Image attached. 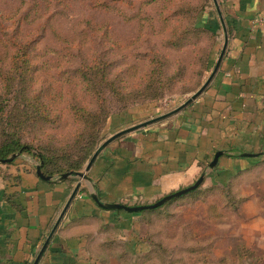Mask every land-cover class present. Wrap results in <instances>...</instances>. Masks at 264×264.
Segmentation results:
<instances>
[{"label":"rangeland","instance_id":"1","mask_svg":"<svg viewBox=\"0 0 264 264\" xmlns=\"http://www.w3.org/2000/svg\"><path fill=\"white\" fill-rule=\"evenodd\" d=\"M214 4L0 0V144L19 125L21 139L53 156L78 128L97 130L86 113L99 112L97 149L149 110L177 108L210 73L215 39L200 18ZM252 153L246 166L221 162L197 189L141 211L147 249L131 262L264 264V151Z\"/></svg>","mask_w":264,"mask_h":264},{"label":"crops","instance_id":"2","mask_svg":"<svg viewBox=\"0 0 264 264\" xmlns=\"http://www.w3.org/2000/svg\"><path fill=\"white\" fill-rule=\"evenodd\" d=\"M262 17L264 0H217L206 9L201 25L215 34L209 75L228 38L208 87L178 113L114 139L93 163L90 180L43 179L37 159L28 154L0 163V264H33L79 181L37 264H133L132 257L147 249L138 234L142 214L103 208L94 192L103 202L150 204L203 173H218L221 162L246 166L249 157L236 152H263L264 24L257 21ZM165 111L145 115L151 119ZM219 150L225 154L212 170Z\"/></svg>","mask_w":264,"mask_h":264},{"label":"water","instance_id":"3","mask_svg":"<svg viewBox=\"0 0 264 264\" xmlns=\"http://www.w3.org/2000/svg\"><path fill=\"white\" fill-rule=\"evenodd\" d=\"M215 3L217 4V0H215ZM227 44H228V38H226L225 44L222 48V51L219 55V58L217 60V63L214 67V69L212 70L211 74L209 75V77L207 78V80L204 82V84L200 87V89H198L190 98H188L183 104H181L180 106H178L177 108L163 113L160 116L145 120L143 122H140L138 124H135L133 126H130L128 128L122 129L118 132H116L114 135L110 136L108 139H106L102 144H100V146H98V148L95 150V152L93 153V155L91 156V158L89 159V161L86 164V167L84 169V171H71V172H66L63 173L60 178L64 179L67 178L69 176H76L78 178H80L81 180H90V176L88 175V172L90 171L93 163L95 162L96 158L99 156V154L101 153V151L107 147L114 139L118 138L119 136L126 134L130 131H133L135 129L141 128V127H145L149 124H152L154 122H157L161 119L167 118L175 113H178L179 111L183 110L185 107H187L189 104H191L201 93H203L205 91V89L208 87V85L210 84V82L212 81L213 77L215 76V74L217 73L220 64L222 62V59L225 55L226 49H227ZM225 154V151L223 150H219L215 153L213 160L210 163V167L214 168L217 164L218 161L220 159V157L222 155ZM21 155V152H17L12 154L10 157L5 158V159H0V163H11L13 162L17 157H19ZM243 156H257L259 155L258 153H252V152H243L242 153ZM36 171L37 174L43 178V179H51L52 176L50 175H45L43 170H42V166L41 164H38L36 166ZM205 173H203L192 185L187 186L185 188H182L180 190H177L175 192H172L170 194H167L165 196H163L162 198H160L159 200L150 203V204H137V205H130V204H126V203H122V202H103L97 193H93L92 196L93 198L96 200V202L103 208H107V209H116V210H125L127 212H141L144 210H149V209H155L158 208L162 205H164L165 203H167L168 201L183 196L187 193H189L190 191H193L195 189H197L204 181L205 179ZM81 187V181H79L71 196L69 197L64 209L62 210L59 218L57 219L56 223L54 224L48 238L46 239L45 243L43 244L41 250L39 251L38 255L36 256L33 264H37L40 260V258L42 257L43 252L45 251L51 237L53 236V234L55 233L57 227L59 226V224L61 223L67 209L69 208L70 204L72 203V201L74 200L76 194L78 193L79 189Z\"/></svg>","mask_w":264,"mask_h":264},{"label":"trees","instance_id":"4","mask_svg":"<svg viewBox=\"0 0 264 264\" xmlns=\"http://www.w3.org/2000/svg\"><path fill=\"white\" fill-rule=\"evenodd\" d=\"M204 28L208 30L211 35L214 36L215 39V34L213 30L208 27ZM214 48L215 46L210 52L208 66L210 65L211 55L213 53ZM6 94L7 92H4V94H0V98L5 96ZM81 110H83L85 113L87 112L86 108H83ZM79 113H81L80 110L76 112V115H79ZM0 115L3 116L2 113H0ZM86 115L93 117V120H87L90 121L93 125H96L97 122V130H95L94 127H91V130L89 132L87 131L86 135L80 136L81 132L78 128L74 134V136H76L74 139H65L64 142L61 140L59 143L60 146L53 148V156L46 154L40 147L37 148L33 143L21 139L20 135H18L21 129L20 126H12L11 128L13 129V132L10 134H6V139L0 144V159H5L10 157L14 153L21 152V155L28 154L34 156L40 162L45 175L61 176L63 173L66 172L82 171L85 168L86 162L89 161V159L95 152L97 142L100 138L98 137L99 112H87ZM73 147L76 150H74ZM150 210L152 209L144 210L141 213Z\"/></svg>","mask_w":264,"mask_h":264},{"label":"built area","instance_id":"5","mask_svg":"<svg viewBox=\"0 0 264 264\" xmlns=\"http://www.w3.org/2000/svg\"><path fill=\"white\" fill-rule=\"evenodd\" d=\"M257 21L262 22L264 24V17L259 18Z\"/></svg>","mask_w":264,"mask_h":264}]
</instances>
